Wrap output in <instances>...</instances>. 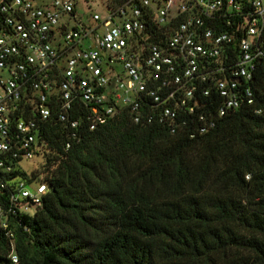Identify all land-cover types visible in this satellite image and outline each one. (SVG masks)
Returning <instances> with one entry per match:
<instances>
[{"label": "built area", "instance_id": "2783aa9c", "mask_svg": "<svg viewBox=\"0 0 264 264\" xmlns=\"http://www.w3.org/2000/svg\"><path fill=\"white\" fill-rule=\"evenodd\" d=\"M80 1L0 0V229L13 264L8 214L35 215L49 192L18 173L43 159L53 113L77 129L81 104L95 131L129 108L136 123L205 134L231 111L263 112L264 0H139L88 21Z\"/></svg>", "mask_w": 264, "mask_h": 264}, {"label": "trees", "instance_id": "16d2710c", "mask_svg": "<svg viewBox=\"0 0 264 264\" xmlns=\"http://www.w3.org/2000/svg\"><path fill=\"white\" fill-rule=\"evenodd\" d=\"M128 2L140 5L105 0ZM256 108L205 134L136 123L129 108L95 131L81 104L77 129L53 113L43 159L18 173L47 184L44 205L8 214L18 264H264V94ZM10 250L0 229V264H13Z\"/></svg>", "mask_w": 264, "mask_h": 264}, {"label": "rangeland", "instance_id": "374dc122", "mask_svg": "<svg viewBox=\"0 0 264 264\" xmlns=\"http://www.w3.org/2000/svg\"><path fill=\"white\" fill-rule=\"evenodd\" d=\"M90 6H91V9L89 8V5L85 0L80 1L79 13L82 16V19L84 21H88V19L90 18L91 12L93 11L99 12L101 15L107 14L105 0H90ZM116 70L117 72H121V67L119 64L117 65ZM39 161L40 159H36L30 162H25L23 163L22 166L24 167L25 170H27L28 172H31L37 167Z\"/></svg>", "mask_w": 264, "mask_h": 264}]
</instances>
